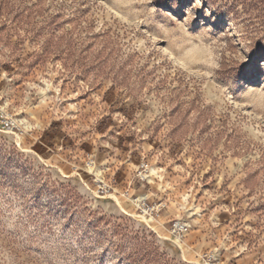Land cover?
<instances>
[{
    "label": "rangeland",
    "instance_id": "1",
    "mask_svg": "<svg viewBox=\"0 0 264 264\" xmlns=\"http://www.w3.org/2000/svg\"><path fill=\"white\" fill-rule=\"evenodd\" d=\"M203 254L264 264V0H0V264Z\"/></svg>",
    "mask_w": 264,
    "mask_h": 264
},
{
    "label": "built area",
    "instance_id": "2",
    "mask_svg": "<svg viewBox=\"0 0 264 264\" xmlns=\"http://www.w3.org/2000/svg\"><path fill=\"white\" fill-rule=\"evenodd\" d=\"M165 205L163 204H158L155 207H151L149 205L144 204L143 208L146 210V212H151L152 214L155 213L156 217H158V214L164 209ZM189 231V225L187 222L182 221V220H177L173 223L172 225V234L178 238V239H183L186 234ZM201 260L204 262L207 261H214L211 264H221L219 261H217L212 254H203L201 255Z\"/></svg>",
    "mask_w": 264,
    "mask_h": 264
}]
</instances>
